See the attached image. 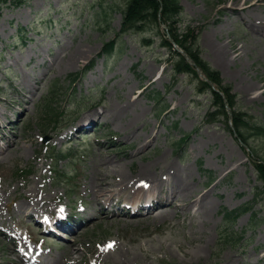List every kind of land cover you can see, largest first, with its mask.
Returning <instances> with one entry per match:
<instances>
[{"label": "rangeland", "instance_id": "obj_1", "mask_svg": "<svg viewBox=\"0 0 264 264\" xmlns=\"http://www.w3.org/2000/svg\"><path fill=\"white\" fill-rule=\"evenodd\" d=\"M234 1L180 0L184 25L191 22L201 28L203 57L232 85L238 107L264 125V38L253 31L250 17L229 7ZM249 1L259 6L252 15L255 22L264 0ZM125 2L0 3V150L14 151L0 161V227L21 231L32 242L31 237L42 236L31 229L36 226L27 216L35 211L32 197L48 196L52 204L61 201L73 208L84 203L97 214L102 207L93 191L102 166L123 167L135 176L142 166L158 160L172 162L179 170V178L195 193L191 206H183L184 197L178 193L181 211L167 206L152 214L158 218L112 215L107 208L70 236L71 241L53 238L42 250L38 244L36 258H43V264L66 256L77 261L73 264H224L229 256L237 264H264V194L248 155L252 149L264 158V137L253 135L250 147L244 148L222 119L206 121L210 95L198 92L193 76L181 74L173 82L171 66L165 63L169 50L161 46L158 29L126 34L109 58L99 57L104 43L120 30ZM220 46L226 57H220ZM93 59L94 67L73 84L70 74ZM51 90L56 104L65 109L58 117L60 126L43 113ZM152 92L164 95L168 111L160 115L154 111ZM103 112L105 119L99 117ZM92 117L95 128L75 132ZM187 133L190 140L181 145L179 139ZM148 139L151 147L140 148ZM66 153L70 157L57 161L58 154ZM24 169L31 174H24ZM58 172L62 178L56 180ZM160 178L164 186L155 188L154 195L171 197L177 183L166 172ZM136 183L116 191L114 200L131 196L135 201L143 191ZM161 203L157 206H166ZM243 205L252 209L233 224L223 223L224 208ZM160 212L167 217H160ZM241 234L245 240L237 242ZM11 246L0 233V264H22Z\"/></svg>", "mask_w": 264, "mask_h": 264}, {"label": "trees", "instance_id": "obj_2", "mask_svg": "<svg viewBox=\"0 0 264 264\" xmlns=\"http://www.w3.org/2000/svg\"><path fill=\"white\" fill-rule=\"evenodd\" d=\"M8 0H0V3H7ZM24 0H13L16 5H21ZM183 15V7L179 0H126L125 8L123 9L122 28L119 35L147 29V27L155 26L159 29V18L161 22L167 25L169 33L175 42L191 57L196 64H198L208 78H210L217 86V88L225 94L228 105L231 107L232 122L235 131L244 143L249 144V139L253 135L264 137V125L253 122L252 117L245 111L238 107L237 94L233 92L232 85L225 83L220 71L213 68L211 64L206 61L201 55V48L199 43L200 32H197L191 25L181 28ZM162 44L170 48V62L172 63L174 73H188L193 74L198 78L197 72L187 62L186 58L173 49L171 42L162 37ZM115 41L107 43L104 50L110 53L114 49ZM79 74V73H78ZM77 74H72L71 78L75 79ZM198 86L200 92H207L211 94V101L213 110L208 112L207 119L209 122H215L224 119L227 125L229 114L225 107L223 96L215 91L212 86L204 81L199 80ZM55 90H51L50 97L45 99L43 104L45 114L49 121L59 122L58 117L62 110L54 108L53 102ZM156 101L159 99L156 97ZM189 135L186 134L182 141L186 142ZM256 154V153H255ZM254 161L257 171V177L263 183L264 192V158L257 157ZM252 208L250 205H243L235 210H223L224 224H232L244 212ZM255 218H257L255 216ZM242 235L238 236V240L242 239Z\"/></svg>", "mask_w": 264, "mask_h": 264}, {"label": "bare ground", "instance_id": "obj_3", "mask_svg": "<svg viewBox=\"0 0 264 264\" xmlns=\"http://www.w3.org/2000/svg\"><path fill=\"white\" fill-rule=\"evenodd\" d=\"M257 3L250 2L249 0H241L238 2V0H235L232 4H230V8L239 14H243L245 18L250 17L252 21L250 22L253 27V31L256 32L260 37L264 38V9L260 13L257 14L255 17V22L253 21V12L256 10L258 5ZM263 12V13H262ZM257 21V23H256ZM228 45H231L229 42ZM220 57L227 56V52L224 50L223 46H220V48L217 49ZM126 103L129 105L131 103V96L128 95ZM110 111V110H109ZM99 117L101 119L107 118V112H103L99 114ZM152 140L148 139L145 140V142L141 145L140 148L144 149H149L151 147ZM16 143H14L15 147ZM12 147V148H14ZM9 149V148H8ZM7 150H0V161L5 159L6 157L9 156V154L13 153L14 151H8ZM157 167L160 168L162 171H157ZM173 163L172 162H165V163H160L158 160H153L150 164H147L145 166H142L140 170L138 171L137 175L132 176L129 175L128 171L123 168V167H113L110 169L109 165H104L100 168V173L95 175L96 180H97V186H95L94 189V197L97 199V203H108L109 205H113L115 203L114 200V195L116 194V191L119 192L121 190H127L129 189L132 185L140 184V186L143 188V191L140 197H144L146 194L153 193L155 191V188H162L164 186L163 180L160 178V173L166 172L170 176L172 180H175L174 182L177 183L176 185L172 187V196L167 198V197H161L159 201H165L166 204L172 207L175 213H178L181 211V204L177 202V195L178 193L182 194L184 197V205H192V200L190 201V198L195 196V193L191 190L190 186L184 182L181 178H179V170L175 169L172 171ZM166 169V170H165ZM113 175H118L117 179H114ZM163 175V174H162ZM163 177V176H162ZM112 187H116L115 189H112ZM133 187V186H132ZM134 191L140 192L138 188H135ZM133 191V192H134ZM134 192V193H135ZM40 203L39 205L41 206H46L45 203H48L47 198L45 197H40L39 198ZM125 201L127 202H133L134 199L131 196H126ZM194 203L198 204V199L194 201ZM117 204V203H116ZM33 205H37V202L34 201ZM157 211V210H156ZM156 213V212H153ZM152 213V214H153ZM149 215V217H154L158 218L159 216H152ZM160 217L166 218V213H159ZM199 217V216H195ZM28 248H30V244L26 245ZM207 247V246H206ZM13 250L17 253H19V248L14 246ZM203 248H198V251H202ZM126 258H129L128 253H126ZM77 261L72 259L71 257L59 261L57 264H73L76 263ZM224 264H237L236 260L232 257L229 258L228 256V262H223ZM28 264H31L28 263Z\"/></svg>", "mask_w": 264, "mask_h": 264}]
</instances>
